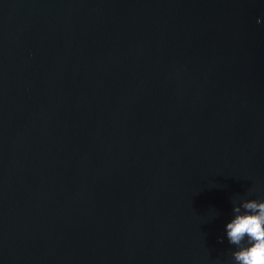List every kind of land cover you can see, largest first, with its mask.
Here are the masks:
<instances>
[{"label": "water", "instance_id": "95a60500", "mask_svg": "<svg viewBox=\"0 0 264 264\" xmlns=\"http://www.w3.org/2000/svg\"><path fill=\"white\" fill-rule=\"evenodd\" d=\"M252 186L264 0H0V264H230Z\"/></svg>", "mask_w": 264, "mask_h": 264}, {"label": "clouds", "instance_id": "9594fccd", "mask_svg": "<svg viewBox=\"0 0 264 264\" xmlns=\"http://www.w3.org/2000/svg\"><path fill=\"white\" fill-rule=\"evenodd\" d=\"M257 190L252 186L247 196L232 201L233 218L226 225L229 244L235 246L230 264H264V198H248Z\"/></svg>", "mask_w": 264, "mask_h": 264}]
</instances>
